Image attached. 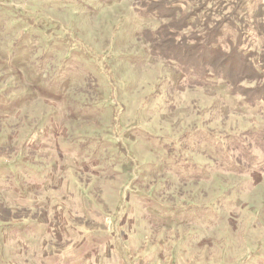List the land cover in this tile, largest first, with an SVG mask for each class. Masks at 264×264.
I'll return each mask as SVG.
<instances>
[{
	"label": "rangeland",
	"instance_id": "obj_1",
	"mask_svg": "<svg viewBox=\"0 0 264 264\" xmlns=\"http://www.w3.org/2000/svg\"><path fill=\"white\" fill-rule=\"evenodd\" d=\"M162 2L0 0V264H264V80L197 79Z\"/></svg>",
	"mask_w": 264,
	"mask_h": 264
},
{
	"label": "trees",
	"instance_id": "obj_2",
	"mask_svg": "<svg viewBox=\"0 0 264 264\" xmlns=\"http://www.w3.org/2000/svg\"><path fill=\"white\" fill-rule=\"evenodd\" d=\"M183 3L182 0H163L161 4L150 3L148 8L153 5L150 10L145 11L144 9L139 10L140 14L145 17L165 18V17H176L180 15L177 22L173 24L165 25L159 30L158 35H177L182 29H192L191 38L183 37L180 40V45L177 46L173 51L177 52V55H183L184 57L194 58V64L197 58V54H202L199 57L200 65L203 69L199 74L194 75L197 79L203 80L206 77H210L212 74L216 79H223L229 83L230 88L233 91L235 88L234 95L245 96L244 92L235 87V81L231 76V69L237 70L241 68L245 74H252L259 80H264V54L260 57V63L255 60L254 54L246 48V42H243V35L254 32L261 38L259 31L255 28L248 30L246 29L245 22L250 17V13L247 10V5L253 2V0H186ZM151 2V1H150ZM261 2H259L260 4ZM154 4L156 6H154ZM165 4V5H164ZM191 5L188 9V13H183L187 5ZM210 5L212 13L208 16L204 15V11L207 12V7ZM257 13L263 10L256 8ZM256 11V10H255ZM256 13V14H257ZM264 16V11L261 12ZM171 14L172 16H167ZM255 17V12H254ZM247 18V19H246ZM234 33L235 40L223 42L222 39L230 33ZM264 39V36H262ZM192 39L193 44H189L188 40ZM160 43H166L161 38L157 39ZM175 41V40H174ZM264 42V40H263ZM229 45L232 47L228 51L225 48ZM161 49L160 47H158ZM264 49L263 45L261 49ZM196 56V57H195ZM220 58V61L217 59ZM198 63V62H197ZM184 65V64H183ZM217 66V67H216ZM229 66V72L227 73L226 67ZM232 66V67H231ZM231 67V68H230ZM211 69H215L216 74ZM202 72V73H201ZM201 73V74H200ZM212 73V74H211ZM213 77V76H212ZM239 84V83H238ZM262 93L255 94L253 99L257 101H264V88H261ZM248 102V101H247Z\"/></svg>",
	"mask_w": 264,
	"mask_h": 264
}]
</instances>
